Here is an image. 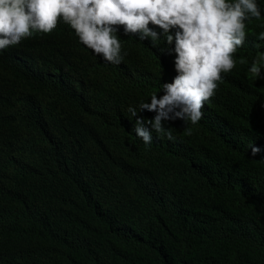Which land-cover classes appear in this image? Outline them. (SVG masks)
<instances>
[{
  "label": "trees",
  "instance_id": "16d2710c",
  "mask_svg": "<svg viewBox=\"0 0 264 264\" xmlns=\"http://www.w3.org/2000/svg\"><path fill=\"white\" fill-rule=\"evenodd\" d=\"M256 2L261 18L245 22L236 67L200 121H163L174 139L152 131L150 145L128 108L178 75L174 42L120 26L124 58L112 64L61 20L0 50V264H264V66L248 71L264 53Z\"/></svg>",
  "mask_w": 264,
  "mask_h": 264
},
{
  "label": "clouds",
  "instance_id": "9594fccd",
  "mask_svg": "<svg viewBox=\"0 0 264 264\" xmlns=\"http://www.w3.org/2000/svg\"><path fill=\"white\" fill-rule=\"evenodd\" d=\"M260 18L256 0H0V50L34 33L49 34L61 20L83 45L112 64L124 58L117 37L120 26L125 35H138L140 41L174 42L169 52L176 54L178 75L161 85L164 94L159 98L154 93L139 110L128 108L130 118H135V134L150 145L152 131L174 139L163 121L180 119L193 125L200 121L201 109L213 97L221 73L236 67L234 54L245 41V22ZM259 39L264 40V31ZM262 66L264 53H257L248 71L260 77ZM143 110L156 115L145 120L138 116ZM258 151L252 147L253 155Z\"/></svg>",
  "mask_w": 264,
  "mask_h": 264
}]
</instances>
